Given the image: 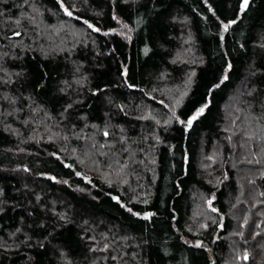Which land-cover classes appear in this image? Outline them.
<instances>
[{
	"label": "trees",
	"instance_id": "trees-1",
	"mask_svg": "<svg viewBox=\"0 0 264 264\" xmlns=\"http://www.w3.org/2000/svg\"><path fill=\"white\" fill-rule=\"evenodd\" d=\"M241 3L0 0V264H264V0Z\"/></svg>",
	"mask_w": 264,
	"mask_h": 264
},
{
	"label": "snow or ice",
	"instance_id": "snow-or-ice-1",
	"mask_svg": "<svg viewBox=\"0 0 264 264\" xmlns=\"http://www.w3.org/2000/svg\"><path fill=\"white\" fill-rule=\"evenodd\" d=\"M248 5H249V0H242V3H241V5H240V10H241V11L245 10V9L248 7ZM61 6L63 7V4H61ZM64 11H65V13H66L68 16H71V15H72V12L69 11L67 8H64ZM85 23H87V21H85ZM233 23H235V21H231V22H229L228 24H224V25H223L224 31L226 32V31L228 30V28L230 27V25L233 24ZM88 27L91 28V27H93V26H92L91 24H89ZM95 30H96V31H99V29H95ZM14 35H16V36H20L21 33H19V32H15ZM230 67H231V65H229V68H230ZM224 79H227V76H226V75H225ZM206 106H207V105H205V107H206ZM205 107H201V108H199V109L196 111V113H195L193 116H191V117L187 120V126H188V127L191 126L192 122H193L195 119H197L200 115L203 114V112L205 111ZM177 119H179V118L177 117ZM180 122H181V123H185L184 121H180ZM104 135L107 136L108 133L105 132ZM209 203H211V202L209 201ZM215 210H216V209H213V211H215ZM129 211H131V210L129 209ZM151 215H152L151 213L145 215V216H144V219H149ZM196 246L199 247V244L196 245ZM244 259H247V255H246V254H245V256H244Z\"/></svg>",
	"mask_w": 264,
	"mask_h": 264
}]
</instances>
